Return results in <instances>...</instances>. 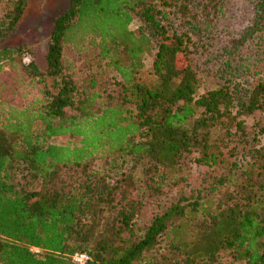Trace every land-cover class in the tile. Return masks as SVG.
<instances>
[{"label":"trees","instance_id":"obj_1","mask_svg":"<svg viewBox=\"0 0 264 264\" xmlns=\"http://www.w3.org/2000/svg\"><path fill=\"white\" fill-rule=\"evenodd\" d=\"M26 4L0 0V264H264V0H68L41 66L3 44Z\"/></svg>","mask_w":264,"mask_h":264},{"label":"rangeland","instance_id":"obj_2","mask_svg":"<svg viewBox=\"0 0 264 264\" xmlns=\"http://www.w3.org/2000/svg\"><path fill=\"white\" fill-rule=\"evenodd\" d=\"M67 3L68 0H27L26 8L21 19L3 44L10 46L22 45L27 47L29 57L25 58V62L33 60L36 64L40 66L43 65V57L46 51V42L50 33L52 20L66 8ZM137 26L138 23L133 21L129 28L134 30ZM144 62L145 67L149 69L152 57L146 56ZM202 90L203 88L201 91ZM243 119L250 128L254 122L260 119V116L255 115L253 117H244ZM57 142L63 143L64 141L58 140ZM128 167L129 165H126L124 170L127 171ZM191 167V173L194 176L204 170L203 167L194 164H192ZM219 259L223 264L230 263V259L225 253L221 254Z\"/></svg>","mask_w":264,"mask_h":264},{"label":"built area","instance_id":"obj_3","mask_svg":"<svg viewBox=\"0 0 264 264\" xmlns=\"http://www.w3.org/2000/svg\"><path fill=\"white\" fill-rule=\"evenodd\" d=\"M31 251H33L34 253H38L39 249L31 248ZM72 259L78 264H83L88 259V257L86 255L75 254L72 256Z\"/></svg>","mask_w":264,"mask_h":264}]
</instances>
